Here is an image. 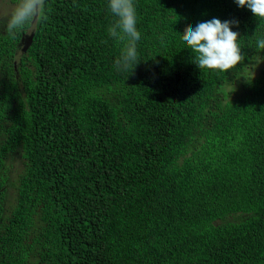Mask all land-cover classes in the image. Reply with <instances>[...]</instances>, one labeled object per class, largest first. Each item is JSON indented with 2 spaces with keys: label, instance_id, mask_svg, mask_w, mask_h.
Returning <instances> with one entry per match:
<instances>
[{
  "label": "trees",
  "instance_id": "trees-1",
  "mask_svg": "<svg viewBox=\"0 0 264 264\" xmlns=\"http://www.w3.org/2000/svg\"><path fill=\"white\" fill-rule=\"evenodd\" d=\"M135 3L131 72L107 0H46L15 33L2 14L0 264H264V20L233 0ZM214 17L239 21L226 73L183 44Z\"/></svg>",
  "mask_w": 264,
  "mask_h": 264
},
{
  "label": "clouds",
  "instance_id": "clouds-1",
  "mask_svg": "<svg viewBox=\"0 0 264 264\" xmlns=\"http://www.w3.org/2000/svg\"><path fill=\"white\" fill-rule=\"evenodd\" d=\"M239 8L251 11L257 20H264V0H233ZM46 0H19L10 14L7 29L11 33L35 26L45 11ZM107 9L115 17L109 29V36L121 42L119 58L114 61L116 70L130 72L138 64L137 45L142 33L137 28L138 15L135 0H107ZM238 20L221 21L218 18L199 22L183 33V44L192 54V62L201 70L228 72L244 60L239 44V33L233 28ZM258 51L264 52V35L255 40ZM261 58L256 63H259Z\"/></svg>",
  "mask_w": 264,
  "mask_h": 264
},
{
  "label": "rangeland",
  "instance_id": "rangeland-1",
  "mask_svg": "<svg viewBox=\"0 0 264 264\" xmlns=\"http://www.w3.org/2000/svg\"><path fill=\"white\" fill-rule=\"evenodd\" d=\"M11 1L12 0H0V20H2V14H5V12H7L6 8L9 6V7H13L11 6ZM10 15L9 13H6L4 15V18L3 19H6L8 18ZM13 180V178H12ZM9 189V192L12 191L11 188H8ZM13 193H14V189H13ZM11 197H13V194H9V196L7 197V200L5 201V207L7 208L9 206V204L12 202V199Z\"/></svg>",
  "mask_w": 264,
  "mask_h": 264
}]
</instances>
